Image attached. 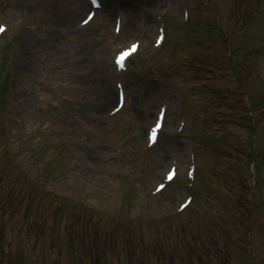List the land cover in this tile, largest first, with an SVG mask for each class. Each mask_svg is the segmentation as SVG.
I'll return each mask as SVG.
<instances>
[{
  "label": "rangeland",
  "instance_id": "374dc122",
  "mask_svg": "<svg viewBox=\"0 0 264 264\" xmlns=\"http://www.w3.org/2000/svg\"><path fill=\"white\" fill-rule=\"evenodd\" d=\"M77 1L0 0V264H264V0Z\"/></svg>",
  "mask_w": 264,
  "mask_h": 264
},
{
  "label": "snow or ice",
  "instance_id": "6c2138e0",
  "mask_svg": "<svg viewBox=\"0 0 264 264\" xmlns=\"http://www.w3.org/2000/svg\"><path fill=\"white\" fill-rule=\"evenodd\" d=\"M93 2H95V0H93ZM87 21H85L86 23ZM5 28L6 26L5 25H2L0 24V33L4 32L5 31ZM160 42V38H157V43ZM137 47L138 45L137 44H132L130 46L129 49L119 53V56L117 58V64L121 67H123V63L122 61L125 59V57L129 56L131 53L135 52L137 50ZM157 127H159V124L157 125ZM152 139H155V129H153L152 131V136H151ZM173 175H174V172H169L168 173V179H172L173 178ZM161 188L163 187V185L160 186Z\"/></svg>",
  "mask_w": 264,
  "mask_h": 264
},
{
  "label": "bare ground",
  "instance_id": "6f19581e",
  "mask_svg": "<svg viewBox=\"0 0 264 264\" xmlns=\"http://www.w3.org/2000/svg\"><path fill=\"white\" fill-rule=\"evenodd\" d=\"M75 6L77 7V8H79V10H81V9H83L85 6H86V3H85V1L84 2H82L81 0H79V1H77L76 2V4H75ZM128 24H129V21L127 22V23H125L124 24V27L127 29V28H129V26H128ZM83 35V37L84 38H82L81 40H80V43L82 42V41H85V39H87L88 37H90V35L92 34V31H89V30H83L79 35ZM95 35V34H94ZM29 39H31V41H36L37 40V38L36 37H26L25 38V40L27 41V42H29ZM23 40H24V38H23ZM22 40V41H23ZM38 47H40V46H38ZM128 60V58L126 59V61ZM125 61V62H126ZM101 96L102 97H104V98H110V91H109V89H107V88H105L104 86H103V88H102V93H101Z\"/></svg>",
  "mask_w": 264,
  "mask_h": 264
}]
</instances>
